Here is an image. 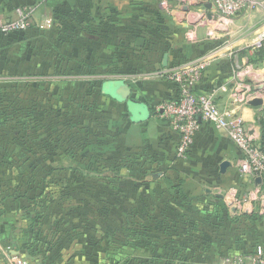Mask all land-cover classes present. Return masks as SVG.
<instances>
[{"label":"crops","instance_id":"1","mask_svg":"<svg viewBox=\"0 0 264 264\" xmlns=\"http://www.w3.org/2000/svg\"><path fill=\"white\" fill-rule=\"evenodd\" d=\"M202 2L0 0V21L18 20V9L31 8L35 10L33 26L37 29L0 33V61L7 68L17 60V68L26 70V66L32 62L28 51L32 47L36 52H41L44 47L47 61L38 58L35 60L38 67L47 62L49 66H55L59 62L58 50H62V44L67 50L81 51L84 55L77 62L84 65H149L146 71L131 72L130 81L113 79L124 81L131 88L130 99L135 103L121 102L107 90L104 93L114 102L125 105V117H129L125 124L126 131L118 142L121 152L117 160L129 158L131 165L140 168L137 177H145L146 186H141L139 194L146 196L137 201L149 215L155 214V209L162 205L167 209L177 208L178 215L182 216L177 227H183V247L179 259L171 264H184L180 260L186 257L193 258L191 264H226L228 259L237 256H248L258 251L264 253V184L250 182L240 173V150L226 132L218 131L209 123H202L191 152L185 159H179L176 153L178 134L163 115L162 104L178 99L176 87L163 77V71L180 62L207 56L210 64L202 80L195 86V92L206 94L215 91L218 105L230 113L232 120L242 117L245 124L250 126L257 119L259 106L252 105V102L243 103L241 99L248 94L243 90L251 82L262 81L244 76L236 65V61H239L244 70L250 64L245 26L231 28L230 25L226 30H217L212 19V8L209 7L211 4L207 2L204 6ZM47 18L53 19L55 26L40 29ZM140 39L143 40L141 45L138 43ZM16 50L19 52L15 56ZM165 55L168 56L166 67ZM234 55L238 58L235 59ZM59 78L41 73L0 75V80L5 83L17 81L26 85L28 82H44L47 84H41V88L48 86L50 91L55 88L51 83ZM224 87L228 90H224ZM22 110L25 113L29 108L23 107ZM33 110L39 108L34 107ZM132 113L136 119L134 121ZM28 125L23 121L18 126V129L23 126L22 133L19 130L16 132L20 141L27 140ZM37 125L34 123L36 129L38 126L41 129L42 126ZM0 135L3 133L0 132ZM56 141L57 137H52L50 146L55 143L57 147ZM67 158L68 155L65 161ZM39 159L49 162L48 179L52 182L58 174L56 164L61 159L56 152ZM224 162L230 165L222 173L221 165ZM67 178L66 167V190ZM234 193L244 199V204L238 209L228 206ZM11 194L0 191V264H10L13 257L26 258L32 264H101L99 260L92 259L95 255L86 254L84 249L77 246L78 242L70 236L71 228L68 235L67 222L66 237L62 238L60 224L46 217L47 207L39 195L28 197L27 201L20 203L14 201ZM133 209L138 211V203ZM135 222L139 224L138 220ZM164 222L159 223L167 232ZM191 225L195 236L189 234L188 227ZM168 234H163L164 239H168ZM154 236L150 235L147 239L153 242ZM189 240H194V245H197L194 249L188 246Z\"/></svg>","mask_w":264,"mask_h":264},{"label":"rangeland","instance_id":"2","mask_svg":"<svg viewBox=\"0 0 264 264\" xmlns=\"http://www.w3.org/2000/svg\"><path fill=\"white\" fill-rule=\"evenodd\" d=\"M263 13L255 10L248 17L238 16L233 24H228L231 28L245 26L252 65L247 76L262 81L250 83L252 93L257 91L260 95L261 90H256V87L260 84L261 89L264 87ZM217 26L219 29L221 24L217 23ZM61 46L59 62L55 66H49L48 62L37 66L38 58L47 61L44 47L41 52H36L35 47L28 50L32 62L26 70L17 68V60L10 68L0 61V75L21 72L61 77L51 83L52 87L55 86L51 91L48 86L41 88V84L47 83L40 81L24 85L0 80V132L3 133L0 138H4L0 139V191L12 192L11 197L20 203L39 195L47 207L46 217L60 224L62 238L66 237L67 222L68 235L71 228L70 236L78 242L77 246L86 254L95 255L92 259L99 260L101 264H171L177 260L174 253L183 247V227H177L182 216L178 215L177 208L167 209L162 205L155 209V214L149 215L137 201L146 196L139 194L141 186H146L145 177H137L140 168L131 165L129 158L117 160L121 152L118 142L126 131L129 117H125V105L114 102L104 93L106 82L115 78L130 81L131 72L146 71L149 65H84L77 62L84 55L81 51L67 50L64 44ZM18 52L16 50L15 56ZM23 107L29 110L24 113ZM34 107L39 110H33ZM23 121L29 124L26 141H20L16 134L18 130L23 132V126L18 129ZM34 123H39L41 129L38 125L36 129ZM54 136L57 137V147L55 143L50 146L49 141ZM50 152H56L61 159L56 164L58 174L52 182L48 179L49 162L39 159ZM66 167L68 190L65 189ZM246 178L255 182L250 177ZM137 203L139 209L135 211L133 207ZM189 216L192 217L191 214ZM136 220L139 222L137 225ZM160 221H165L167 232L160 226ZM191 227H188L189 234L195 236ZM164 233H169L167 240ZM150 235H155L153 242L147 239ZM187 244L191 249L197 246L194 240ZM180 261L191 264L193 258L186 257Z\"/></svg>","mask_w":264,"mask_h":264},{"label":"built area","instance_id":"3","mask_svg":"<svg viewBox=\"0 0 264 264\" xmlns=\"http://www.w3.org/2000/svg\"><path fill=\"white\" fill-rule=\"evenodd\" d=\"M46 2L49 0H38ZM212 5V19H214L217 30H226L229 22L238 16L247 15L252 11L264 12V0H203ZM34 9H18V20L10 22L0 21V33L12 34L19 31L35 30L33 26ZM264 14V13H263ZM221 24V27L217 26ZM55 22L47 18L40 26V29L52 28ZM37 30V29H36ZM234 58L238 57L234 55ZM239 60V59H238ZM210 60L207 56L190 59L180 62L171 68L163 71V77L173 83L178 92V99L162 104L164 117H166L178 134L179 140L176 148L177 158L185 159L191 152L195 143V137L201 128L202 123H209L218 131L228 134L233 144L240 150L242 158L239 163V171L244 177H250L253 181L260 178L264 181V150L262 149L261 130L264 125V87L261 84L256 87L259 92L252 93L250 85L243 91L248 92L246 97L241 99L243 103H251L261 100L259 113L253 125L247 126L242 117L232 120L227 111H223L216 101V92L200 94L195 92V86L202 80L205 71L208 69ZM237 67L247 76L250 66L244 67L236 61ZM249 77V76H247ZM228 90L227 87L223 88ZM244 204V199L235 193L228 203L229 208L238 209ZM3 252V251H2ZM10 264H32L26 258L13 257ZM226 264H264V253L256 252L248 256L228 259Z\"/></svg>","mask_w":264,"mask_h":264},{"label":"water","instance_id":"4","mask_svg":"<svg viewBox=\"0 0 264 264\" xmlns=\"http://www.w3.org/2000/svg\"><path fill=\"white\" fill-rule=\"evenodd\" d=\"M209 7L212 8V5H210ZM138 43H139V45H141L143 43V40L140 39ZM167 63H168V56L165 55V58H164V66L165 67L167 66ZM105 88L113 98H115L121 102H128L129 104L132 102L135 103V101L130 99L131 88L124 81L108 82ZM251 104L255 105V106H261L262 101L256 100V101H253ZM140 115H141V113H140ZM131 117H132L133 121L136 120L134 118L133 113H132ZM229 165L230 164L228 162L222 163L221 172L224 173ZM255 182L260 184V183H262V180L260 178H258V179H256Z\"/></svg>","mask_w":264,"mask_h":264},{"label":"trees","instance_id":"5","mask_svg":"<svg viewBox=\"0 0 264 264\" xmlns=\"http://www.w3.org/2000/svg\"><path fill=\"white\" fill-rule=\"evenodd\" d=\"M261 136H262V149L264 150V125L262 126ZM263 184H264V181H263ZM263 186H264V185H263ZM181 249H182V247H180V249L177 250V253H174L175 256L177 255V256H176L177 259H179ZM170 254H173V253H170Z\"/></svg>","mask_w":264,"mask_h":264}]
</instances>
